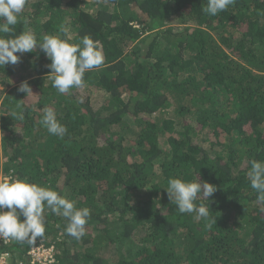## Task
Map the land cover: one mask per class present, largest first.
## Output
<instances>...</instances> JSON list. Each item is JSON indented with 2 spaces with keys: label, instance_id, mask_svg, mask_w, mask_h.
I'll use <instances>...</instances> for the list:
<instances>
[{
  "label": "trees",
  "instance_id": "16d2710c",
  "mask_svg": "<svg viewBox=\"0 0 264 264\" xmlns=\"http://www.w3.org/2000/svg\"><path fill=\"white\" fill-rule=\"evenodd\" d=\"M206 6L26 0L13 35L29 28L38 41L64 38V26L69 43L88 35L104 56L82 88L65 94L52 87L39 48L0 66L9 89L0 91L3 177L90 210L76 240L45 206V234L36 241L55 247L56 264H264V202L247 178L248 162L264 161V0H233L217 16ZM24 81L28 98L18 92ZM17 103L22 121L11 116ZM45 106L67 128L63 138L41 124ZM170 177L215 185L196 203L216 223L180 214L165 189ZM34 243L12 239L0 251L17 260Z\"/></svg>",
  "mask_w": 264,
  "mask_h": 264
},
{
  "label": "clouds",
  "instance_id": "9594fccd",
  "mask_svg": "<svg viewBox=\"0 0 264 264\" xmlns=\"http://www.w3.org/2000/svg\"><path fill=\"white\" fill-rule=\"evenodd\" d=\"M232 2L233 0H207V6L202 7V11L207 15L217 16ZM25 3L26 0H0V33L8 34L0 35V66L16 65L20 60L17 53H31L39 48L50 61L46 65L50 69L48 77L58 93L65 94L73 88H82L85 84L86 71L99 67L104 61L99 41L84 35L80 44L69 43L71 37L67 36V29L64 26L59 29V32L65 34L64 38L59 34H49L38 41L29 28H25L19 35H13V26L18 23V16L23 11ZM18 92L26 93L27 98L34 95L27 81L21 83ZM41 111L43 113L41 124L50 134L63 138L67 128L57 119L55 110L45 106ZM11 116L16 120L24 119L20 103L11 109ZM248 163L250 167L247 178L250 186L258 194L257 201L264 202V161L252 159ZM165 189L180 214L194 213L197 221L209 220V226L216 223L207 206L196 203L198 196L207 199L211 197L217 191L215 185L207 181L201 183L199 179L187 181L170 177ZM45 206L52 213L67 220L65 228L67 235L80 240L86 234V224L90 217V210L87 207L77 208L74 201L50 188L29 183L24 179L5 177L0 182V238L33 244L38 237H43Z\"/></svg>",
  "mask_w": 264,
  "mask_h": 264
},
{
  "label": "built area",
  "instance_id": "2783aa9c",
  "mask_svg": "<svg viewBox=\"0 0 264 264\" xmlns=\"http://www.w3.org/2000/svg\"><path fill=\"white\" fill-rule=\"evenodd\" d=\"M11 241L10 238H0V247ZM0 264H56V250L54 246L48 247L44 239H41L26 249L22 258L17 260L10 251H0Z\"/></svg>",
  "mask_w": 264,
  "mask_h": 264
},
{
  "label": "rangeland",
  "instance_id": "374dc122",
  "mask_svg": "<svg viewBox=\"0 0 264 264\" xmlns=\"http://www.w3.org/2000/svg\"><path fill=\"white\" fill-rule=\"evenodd\" d=\"M0 91H2V92H4V95H5V93H7L8 91H9V89H8V87L7 86H2V85H0ZM3 95V96H4ZM2 96V97H3ZM124 98H125V94H124V96H123ZM2 136V135H1ZM0 136V145H1V137ZM134 139V138H133ZM128 141H129V138H128ZM2 159H3V157L0 159V182H2L3 180H4V177H3V175H2Z\"/></svg>",
  "mask_w": 264,
  "mask_h": 264
}]
</instances>
